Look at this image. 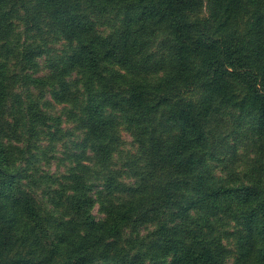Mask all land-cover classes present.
<instances>
[{"label": "trees", "instance_id": "1", "mask_svg": "<svg viewBox=\"0 0 264 264\" xmlns=\"http://www.w3.org/2000/svg\"><path fill=\"white\" fill-rule=\"evenodd\" d=\"M0 264H264V0H0Z\"/></svg>", "mask_w": 264, "mask_h": 264}, {"label": "rangeland", "instance_id": "2", "mask_svg": "<svg viewBox=\"0 0 264 264\" xmlns=\"http://www.w3.org/2000/svg\"><path fill=\"white\" fill-rule=\"evenodd\" d=\"M205 11H206V6L204 5V6H203V10H202V12H205ZM59 108H60V106H56V110H57L56 112H58ZM66 124H67V123H65V125H66ZM122 135H123L125 141H126L128 144H130V140H131L130 137H129L125 132H122ZM68 137L71 138V136H69V135H68ZM227 240H233V238H232V237H228ZM228 246L232 248V247H233V244H229V243H228ZM232 257H233V253L230 254V259H231Z\"/></svg>", "mask_w": 264, "mask_h": 264}]
</instances>
